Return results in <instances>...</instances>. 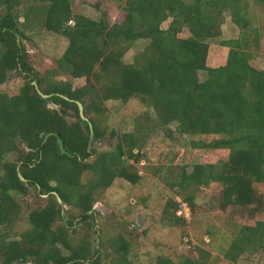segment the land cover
Masks as SVG:
<instances>
[{
  "label": "trees",
  "instance_id": "trees-1",
  "mask_svg": "<svg viewBox=\"0 0 264 264\" xmlns=\"http://www.w3.org/2000/svg\"><path fill=\"white\" fill-rule=\"evenodd\" d=\"M249 1L125 0L123 19L111 22L105 11L97 18L74 13L72 0H0V264H133L122 231L94 243L99 230L93 204L114 180H140L135 162L148 135L157 131L188 149L226 152L224 158L192 163L189 170V164L180 166L167 183L192 211L200 206L187 187L210 191L215 202L208 211L231 207L238 229L220 254L229 262L264 264V67L249 63L252 42L258 43L257 30L252 40L247 37ZM226 13L240 34L219 42L228 48L225 63L208 66L209 40L218 36ZM35 27L68 41L46 74L27 62L22 43ZM140 40L145 46L125 61ZM14 71L23 83L11 93L2 86ZM59 74L70 79H55ZM131 98H139L151 114L136 116L131 130L115 133L113 146L98 150L93 142L106 135L105 101ZM31 186L44 203L29 210V228L12 234L21 211L15 195L27 194ZM65 205L75 212L67 210L63 221ZM178 206L173 198L166 201L164 224L187 223ZM194 250L197 256L177 261L159 255L155 264H214L211 252Z\"/></svg>",
  "mask_w": 264,
  "mask_h": 264
},
{
  "label": "rangeland",
  "instance_id": "rangeland-1",
  "mask_svg": "<svg viewBox=\"0 0 264 264\" xmlns=\"http://www.w3.org/2000/svg\"><path fill=\"white\" fill-rule=\"evenodd\" d=\"M125 0H72L74 13H83L86 16L97 18L103 11L107 12L111 22H120L124 12L121 9ZM248 17L250 24L247 37L252 40L257 30V45L252 42V54L249 63L255 68L264 67V3L256 4L249 1ZM3 13V5L0 6V14ZM170 19L162 23L166 28ZM239 28L232 22L229 14H225L219 29L218 36L209 40L208 66L222 65L226 61L228 48L219 42L224 39L239 36ZM27 37L22 39L27 62L37 71L46 74L47 70L56 67V59L64 52L68 41L59 34L35 27L26 31ZM187 36V30L181 33ZM145 41L135 42L125 53L124 60L132 61L144 46ZM205 71L198 72L199 79H203ZM55 79H70L66 74L54 76ZM23 83L21 76L14 71L9 76L2 89L15 92ZM107 111L101 116L102 125L106 129V135L93 142L98 150L108 149L116 142L115 133H122L133 128V119L136 116L151 114V108L147 107L139 98H131L122 103L119 100L105 101ZM50 108L57 105L49 102ZM85 116V115H84ZM86 117V116H85ZM211 138V137H209ZM179 141L181 142L182 139ZM143 156L135 166L140 173V180L132 184L124 179H116L112 185L100 194L93 204L95 225L99 230V236H94V243L99 237L111 236L122 231L131 243V258L133 264H155L159 255L169 256L177 261L182 255L197 256L194 246L208 250L212 254L214 264H254L255 261L246 262L238 260L229 262L220 254L219 247L228 244L233 233L238 229L239 222L235 219L232 208L227 211L211 209L207 206L215 202L213 195L207 189L187 187L190 193L195 192V203L200 206L192 211L182 198L176 193L177 187L171 188L167 181H172L180 166L195 162L214 160L216 157L226 155L225 151L212 152L198 149H188L185 142H173L157 131L148 135L142 146ZM216 153V154H215ZM215 154V155H214ZM159 167L160 172H155ZM162 176H167L166 181ZM215 190H217L215 188ZM185 192V191H183ZM21 204L19 218L12 227V234H19L29 228L30 222L27 215L30 209L42 206L44 201L40 199L35 189L31 186L27 194L15 195ZM40 197L45 198L42 194ZM169 198L179 202L178 215H182L187 223L184 226H170L162 222V208ZM67 210L75 212V208L64 206L63 215L67 217ZM180 212V213H179ZM81 223L78 224V229Z\"/></svg>",
  "mask_w": 264,
  "mask_h": 264
},
{
  "label": "water",
  "instance_id": "water-1",
  "mask_svg": "<svg viewBox=\"0 0 264 264\" xmlns=\"http://www.w3.org/2000/svg\"><path fill=\"white\" fill-rule=\"evenodd\" d=\"M32 83H33L34 85L36 84L35 81H33ZM36 89H37V92H38L42 97L46 98V97L49 96L48 94H44L43 92H41L40 89H38L37 87H36ZM76 102H77V104H78L79 113H80L81 118H82L83 120H86V117H85L84 114H83V109H84L83 104H82L81 102H79V101H76ZM58 142H59V146H60L61 150L65 152V149L63 148V145H62V141H61V139H58ZM19 177H20L21 180H23V181L25 180V178H24L21 174H19ZM53 193L55 194L57 201L60 202V203H62V199L60 198V196H59L55 191H53ZM42 195H43V196H47V194H42ZM62 219H63V221H66V218H65V216H64L63 214H62Z\"/></svg>",
  "mask_w": 264,
  "mask_h": 264
},
{
  "label": "built area",
  "instance_id": "built-area-1",
  "mask_svg": "<svg viewBox=\"0 0 264 264\" xmlns=\"http://www.w3.org/2000/svg\"><path fill=\"white\" fill-rule=\"evenodd\" d=\"M180 213V212H179Z\"/></svg>",
  "mask_w": 264,
  "mask_h": 264
}]
</instances>
